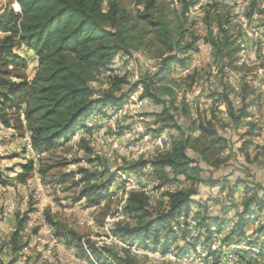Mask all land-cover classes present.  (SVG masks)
I'll return each instance as SVG.
<instances>
[{
	"label": "rangeland",
	"instance_id": "1",
	"mask_svg": "<svg viewBox=\"0 0 264 264\" xmlns=\"http://www.w3.org/2000/svg\"><path fill=\"white\" fill-rule=\"evenodd\" d=\"M13 1L7 0V5ZM193 1L187 16L183 14L182 0H159L153 10L176 33L184 30V42L196 39L195 48L185 51L184 63L180 64L187 66L189 72L178 76L174 64L169 76L156 85L157 89L170 86L174 90L171 113L176 116L180 130L165 127L171 122L160 116L163 106L151 99L136 115L128 114L115 122L111 118L112 105L100 106L91 115L92 120L85 122L92 128L90 131L76 129L73 135L45 152L33 147L25 106L10 109L9 126L0 122V166L11 180L7 185L0 184V264L17 263L24 244L14 233L28 223L29 233L42 239L26 252L31 264H81L89 259L85 246L98 264H197L198 256L214 239L221 240V246L226 248L228 244H237L240 236L232 232L250 192L237 182L246 180L255 186L264 185V0ZM121 3L136 16L137 8L131 0ZM137 19L134 34L143 37L139 39L138 35L131 44L138 48L117 53L109 71L98 73L93 83L98 94L111 91L118 97L146 73L158 70L161 53L166 48L156 32L144 20ZM220 22L231 28L239 45L232 61L220 57L210 41L209 30L217 33ZM18 54L26 61L14 60L12 70L16 78L30 81L37 60L24 47ZM116 73L127 75L129 83L112 87L110 74ZM141 93L138 88L126 101ZM159 96L169 98L163 92ZM229 103L236 110L245 109L238 124L228 113ZM140 117L148 131H166L170 139L190 135L188 154L200 166L201 178L219 182L215 187L200 183L199 194L191 206L192 226L178 224L176 229L189 235L179 237L168 249L174 247L175 259L166 256L164 237L155 248L148 247V241L142 244L151 250V255L122 248L112 238L115 224L136 223L124 210L128 193L134 190L130 178L148 194L155 210L166 208L168 192L191 185L182 176L162 183L149 167L134 174L126 171L131 161L155 155L144 153L130 158L113 146L119 133L137 125ZM200 122H212L223 138L205 157L197 150L204 143L203 137L197 139L201 136L196 129ZM29 163L33 169L20 180L24 166ZM111 174L115 175L114 180L108 182ZM103 183L109 188L104 200L95 202L96 194L84 195L91 186ZM198 214L205 221L200 228L194 217ZM88 241L101 252L99 258L92 253ZM253 241L258 239L252 237L250 247L256 246L260 259L241 258L238 264H264V241L255 244ZM114 256H119L123 263L115 261Z\"/></svg>",
	"mask_w": 264,
	"mask_h": 264
},
{
	"label": "trees",
	"instance_id": "2",
	"mask_svg": "<svg viewBox=\"0 0 264 264\" xmlns=\"http://www.w3.org/2000/svg\"><path fill=\"white\" fill-rule=\"evenodd\" d=\"M131 1L137 8L136 16L122 5L121 0H14L8 4L0 13V122L9 126L10 109L25 106L33 147L45 152L59 141L73 135L76 129L89 128L85 122L98 111V107L109 104L120 107L141 86L142 97L163 106L160 116L171 122L170 126L165 127L180 130L176 116L171 113L175 104L174 90L170 86L157 89L156 85L169 76L174 64L184 63V53L195 48L196 39L184 42L182 28L176 33L168 21L155 16L153 10L159 0ZM182 3L183 14L187 16L194 1L182 0ZM138 17L156 32L166 48L161 53L158 70L146 73L118 97L111 91L98 94L99 91L93 85L98 73L102 70L109 71V65L117 53L138 48L131 44L139 35L134 34L138 27ZM209 34L220 57H227L232 61L239 45L236 44L231 28L220 22L218 32L214 33L210 29ZM142 37V34L139 35V39ZM22 47L31 51L38 63L30 81L16 78L12 70L14 60L26 61L25 57L18 54ZM110 75L112 87L129 83L127 75ZM161 92L169 98L159 96ZM228 108L233 121L240 123L244 107L236 110L229 103ZM196 129L201 135L197 139L204 138L203 146L197 150L205 157L223 138L212 122H200ZM253 129L249 131L250 135L253 134ZM154 133H159V130H154ZM190 144V135L175 136L171 138L168 150L158 152L151 158L142 157L129 163L126 171L130 173L134 174L149 167L162 183L182 176L191 185L186 189L168 192V202L164 210H155L150 205V197L146 192L130 191L124 210L136 223L115 224L112 228L115 236L139 241L143 245L148 241L147 246L153 248L164 237L162 244L165 251H168L178 237L189 235V232L176 230L178 217L192 215L191 206L195 204L194 197L199 194L200 183L204 182L212 187L219 183L201 178L200 166L188 154ZM32 169V163L26 164L20 180H24ZM4 171L0 166V184L7 185L11 180L5 176ZM114 177L111 174L108 182H112ZM239 184L245 185L250 191L245 196L243 210L232 232L241 236L249 225L245 216L250 212L251 206L264 203V185L255 186V183L246 180H238L237 185ZM108 189L105 183L97 184L88 188L84 195L96 194L94 201H102L106 198ZM199 216H194L199 224L197 228L205 222ZM259 232H264V224ZM14 235L18 236V230ZM88 243L92 253L99 258L101 252L89 241ZM80 245L83 247V244ZM219 254L220 252H215L216 256ZM114 260L123 263L119 256H114Z\"/></svg>",
	"mask_w": 264,
	"mask_h": 264
},
{
	"label": "built area",
	"instance_id": "3",
	"mask_svg": "<svg viewBox=\"0 0 264 264\" xmlns=\"http://www.w3.org/2000/svg\"><path fill=\"white\" fill-rule=\"evenodd\" d=\"M6 5L7 0H0V13L6 8ZM112 69H115L114 71L117 72L116 68ZM175 70L177 71L178 76H183L189 72L187 66H183L180 64H177ZM116 75L118 74L116 73ZM139 89H141L143 92V88L141 86L139 87ZM141 94L135 97L134 100L129 99L125 102L124 105L120 107H111V118L114 120V122L120 120L123 116L128 114L132 116L136 115V113L142 107L149 104L150 99L147 97H142ZM142 119L143 117H140V119L138 120L139 122H137V125L124 129L121 133H119V135L117 136L118 138L114 139L115 141L113 142V146L116 149H120L124 152V155H127L130 158L134 157L135 155H140L144 153L156 154L158 152L168 150L171 146V139L166 131L161 133H154L152 131H148V129L142 124ZM90 120H92V116H90L89 121ZM92 125L93 124L90 122L89 126ZM130 183L134 190L144 191L143 188L134 179L130 178ZM7 213L8 212H6L5 215H7ZM246 219L249 221V225L244 229L237 244H228L226 248L221 246V240L214 239L212 241V244L207 246L204 252H201L200 256H198L197 264H238L241 261V258L259 260L260 255L257 254L258 249L255 248L256 246L250 247V242L252 237L254 236L258 239L259 242L262 243L264 241V232H257V230L259 231V228L264 224V203L263 205H252L250 212L246 215ZM193 222L194 221L191 215H180L178 217V224L180 226H192L191 223ZM30 229L31 224L28 223L26 226H22L18 230V235L21 237L24 247L19 251L20 256L16 264H31L27 259L26 252L30 248L39 244V241H42L39 236H33L31 233H29ZM254 230L257 234H254ZM112 238L116 242V244H118L122 248L133 250L134 252H143L146 255L152 254L149 248L143 247V245L141 243H138V241H131L128 239L121 238L119 236H114ZM258 241H253V244ZM144 248L145 250H141ZM85 249L89 255V259L87 261L81 262V264H98V261L95 260V258L86 248V246ZM216 251L220 252L218 256L215 255ZM234 251L235 254H233ZM174 252L175 250L173 247L168 251L166 256L171 259H175L176 257L173 254Z\"/></svg>",
	"mask_w": 264,
	"mask_h": 264
}]
</instances>
